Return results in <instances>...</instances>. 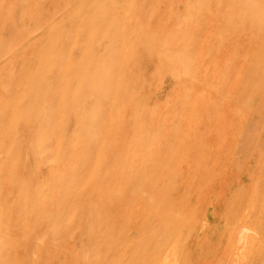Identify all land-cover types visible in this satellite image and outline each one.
Here are the masks:
<instances>
[{"label": "rangeland", "instance_id": "rangeland-1", "mask_svg": "<svg viewBox=\"0 0 264 264\" xmlns=\"http://www.w3.org/2000/svg\"><path fill=\"white\" fill-rule=\"evenodd\" d=\"M167 249L264 264V0H0V264Z\"/></svg>", "mask_w": 264, "mask_h": 264}, {"label": "bare ground", "instance_id": "bare-ground-1", "mask_svg": "<svg viewBox=\"0 0 264 264\" xmlns=\"http://www.w3.org/2000/svg\"><path fill=\"white\" fill-rule=\"evenodd\" d=\"M232 140V139H231ZM238 147V146H237ZM239 148V147H238ZM241 148V147H240ZM238 158V157H237ZM237 162V161H236ZM188 238V243H189V245H192V242H194V240H196V236L195 237H192V236H188L187 237ZM246 245V244H245ZM235 246V245H234ZM237 248V247H236ZM172 254V251L171 250H169V249H167L166 250V252H165V255H164V259L159 263V264H166V261L170 258V256H172L171 255ZM181 254V253H180ZM231 254H232V251H231ZM241 255V254H240ZM253 257H255L254 255H252ZM231 257V256H230ZM172 258V257H171ZM179 260H178V264H186L188 261H187V259H186V257H184V256H180L179 258H178ZM238 259V258H237ZM241 259V258H240ZM245 259V258H244ZM233 262V261H232ZM197 264V263H196ZM199 264V263H198ZM237 264V263H236ZM242 264V263H241Z\"/></svg>", "mask_w": 264, "mask_h": 264}]
</instances>
